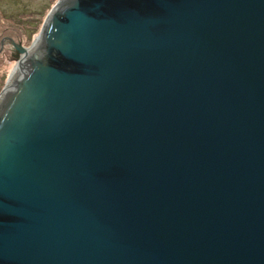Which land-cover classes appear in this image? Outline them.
<instances>
[{
  "label": "water",
  "instance_id": "water-1",
  "mask_svg": "<svg viewBox=\"0 0 264 264\" xmlns=\"http://www.w3.org/2000/svg\"><path fill=\"white\" fill-rule=\"evenodd\" d=\"M35 40L0 264H264V0H59Z\"/></svg>",
  "mask_w": 264,
  "mask_h": 264
},
{
  "label": "rangeland",
  "instance_id": "rangeland-1",
  "mask_svg": "<svg viewBox=\"0 0 264 264\" xmlns=\"http://www.w3.org/2000/svg\"><path fill=\"white\" fill-rule=\"evenodd\" d=\"M58 1L0 0V94L19 62L20 54L16 52L12 41L29 48Z\"/></svg>",
  "mask_w": 264,
  "mask_h": 264
},
{
  "label": "bare ground",
  "instance_id": "bare-ground-1",
  "mask_svg": "<svg viewBox=\"0 0 264 264\" xmlns=\"http://www.w3.org/2000/svg\"><path fill=\"white\" fill-rule=\"evenodd\" d=\"M35 44H37V43H36V40H34L32 46L29 47V49H28L29 52L34 50V48H35ZM28 51H27V52H28ZM25 56H26L25 53L19 55V63H18V66H16V67L13 69V72H12L11 76H12L13 74L15 75V74L18 72V71H17V70H18V67H19V65L22 64V62H23ZM16 68H17V69H16Z\"/></svg>",
  "mask_w": 264,
  "mask_h": 264
},
{
  "label": "flooded vegetation",
  "instance_id": "flooded-vegetation-1",
  "mask_svg": "<svg viewBox=\"0 0 264 264\" xmlns=\"http://www.w3.org/2000/svg\"><path fill=\"white\" fill-rule=\"evenodd\" d=\"M3 43V42H2Z\"/></svg>",
  "mask_w": 264,
  "mask_h": 264
}]
</instances>
